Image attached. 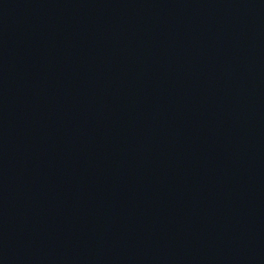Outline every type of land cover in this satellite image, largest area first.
<instances>
[{
  "label": "water",
  "instance_id": "1",
  "mask_svg": "<svg viewBox=\"0 0 264 264\" xmlns=\"http://www.w3.org/2000/svg\"><path fill=\"white\" fill-rule=\"evenodd\" d=\"M0 264H264V0H0Z\"/></svg>",
  "mask_w": 264,
  "mask_h": 264
}]
</instances>
